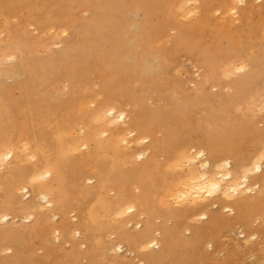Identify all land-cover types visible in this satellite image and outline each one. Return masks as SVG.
<instances>
[{"label":"bare ground","instance_id":"1","mask_svg":"<svg viewBox=\"0 0 264 264\" xmlns=\"http://www.w3.org/2000/svg\"><path fill=\"white\" fill-rule=\"evenodd\" d=\"M58 1L0 0V264H134L123 246L140 264H202L220 232L264 241V0H216L225 64L187 43L202 17L160 47L186 0ZM182 50L200 87L241 73L232 93L183 91L168 72Z\"/></svg>","mask_w":264,"mask_h":264},{"label":"rangeland","instance_id":"2","mask_svg":"<svg viewBox=\"0 0 264 264\" xmlns=\"http://www.w3.org/2000/svg\"><path fill=\"white\" fill-rule=\"evenodd\" d=\"M59 3L63 4V0L58 1ZM181 2V1H180ZM175 1H170L169 3V8L167 10V13L165 14L166 17V23L164 24V27L161 28L160 32L158 33V36L160 38V47L162 48H166V46H168V42L170 40V38L174 35V30L178 29V27H182L183 29L185 28V25L190 22L193 23V21L196 18H200L202 17V22L205 25V29L204 32L202 33V31H199L198 33H195L193 31H190V36L188 34L187 37V43L190 45H194L197 48H202L206 45V47L208 48L210 45L213 46L212 48V53L213 55H215L216 59H218L222 64L226 63L227 58L223 56L224 51L226 50V46L228 44V33L226 31V29L220 25L219 20L217 19V8H218V3L216 0H209V7H211L210 12H204L202 7H201V1L200 0H186L184 5V10L189 12V16L188 17H180L177 15L178 13V9L177 5H175ZM182 5V4H181ZM196 7H198L197 11L195 12ZM198 12L200 14H198ZM200 15V16H199ZM88 16V12L87 11H83V9H78L74 12V18L75 19H83L85 17ZM137 18H141V14L137 13L136 15ZM151 20L152 23L157 24V20L161 19V15L159 16H152L149 18ZM10 23H14V19H9ZM5 23V19L2 17V15L0 16V27ZM234 26H236V24H230L229 28H231L232 30L234 29ZM1 29V28H0ZM28 30L31 32L32 27H28ZM1 31V30H0ZM205 32L209 33V34H204ZM0 38H2V35L0 34ZM50 46L49 47V51H57L59 49V42L57 43L56 41H52L50 42ZM194 57H192L191 55L188 54V52L186 50H182L180 51V53H178V55L173 54L171 55V62L169 63V68H168V72L169 75L171 77L174 78L175 82L178 83V81H180L179 83L181 84L180 86L183 88V91H185L187 94L193 95L195 94H199V96L196 97H203L207 96V95H212L215 94L216 96L219 95H225V94H231L232 91H230V89L228 90L225 87V83H229L230 81L237 79L241 73L239 74L238 72L236 73L235 71L233 73H231V75L228 76H224L217 81L218 83H213V82H209L208 85L204 87H200L199 81L201 79H206V70L203 67H199V65H195L194 63ZM8 64V63H6ZM5 65V63L3 64V66ZM181 81L183 83H181ZM224 82L223 84L221 83ZM264 77H259L256 79V81L254 83H256L257 87H261L264 86ZM195 82V83H194ZM198 82V83H197ZM194 84V85H193ZM209 84H211L209 86ZM214 84H216V88L213 86ZM224 88H226L224 90ZM179 86V87H180ZM212 86V87H211ZM197 89H196V88ZM214 87V88H213ZM197 90V92L194 91V89ZM208 88H210L209 92ZM202 90V93H201ZM206 90V91H205ZM227 90V91H226ZM205 91V92H204ZM227 92V93H225ZM225 93V94H224ZM12 216V215H10ZM10 218V217H9ZM11 223L14 224L16 219L11 217ZM13 219H15L13 221ZM24 220V219H23ZM199 222H203V221H199ZM257 222H255L254 225H256ZM238 228L234 229L233 231H231L230 233L228 231H223L220 232L218 234V236L211 240L209 239L203 246V248L201 249V252L203 253V255L206 256V258L204 259V261L202 262V264H209V260H215L219 263H228V264H252L253 260L257 259V263L259 264L260 259H261V254H262V247L264 246V241H262L261 239L258 238V236L250 239V240H246L245 235L246 232H241L238 234V232H240V229L238 230ZM225 233L228 234V236L223 237L225 235ZM237 233V234H236ZM258 235V234H257ZM76 237L78 238V235H76ZM220 237H222L220 239ZM241 238V239H240ZM242 238L243 239V243H242ZM237 240V241H236ZM252 240V241H251ZM261 240V241H260ZM247 241V242H244ZM207 243H208V247H207ZM237 243V249L234 248L233 244ZM55 244L58 245L59 242L55 241ZM222 244V246H221ZM236 245V244H235ZM244 245V246H243ZM69 246V243H65L64 247L67 248ZM81 248H84V245H81ZM242 248H240V247ZM246 246V247H245ZM37 243L35 245V254L36 255H41L42 251L41 249L37 248ZM220 247V248H219ZM239 248V249H238ZM64 249V248H63ZM219 249V250H218ZM224 249V251L222 250ZM236 249V250H235ZM39 250V251H38ZM121 253H124L127 257L130 258V260L133 261L134 264H140L138 263V259L134 257V254L130 253V251H127L126 246H123V248L121 249ZM222 250V251H220ZM220 251V252H218ZM61 253L63 252V250L60 251ZM126 252V253H125ZM128 252V254H127ZM253 253V254H251ZM129 255V256H128ZM251 258H250V257ZM135 258V260H134ZM250 258V259H249ZM246 259V260H245ZM113 258L112 256H110V261H112ZM247 262V263H246ZM255 262V261H254ZM255 264V263H253Z\"/></svg>","mask_w":264,"mask_h":264}]
</instances>
